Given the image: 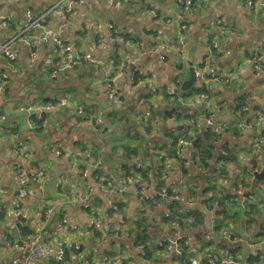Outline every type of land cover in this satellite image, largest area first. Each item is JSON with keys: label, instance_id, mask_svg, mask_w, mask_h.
Listing matches in <instances>:
<instances>
[{"label": "crops", "instance_id": "1", "mask_svg": "<svg viewBox=\"0 0 264 264\" xmlns=\"http://www.w3.org/2000/svg\"><path fill=\"white\" fill-rule=\"evenodd\" d=\"M75 1L69 16L63 20L55 15L42 29L41 25L31 27V21L57 0H0V16H5L7 24L0 26V46L15 38L10 46L13 60L0 56V207L3 209L0 264L16 256L7 240L19 238L23 234L21 229H29L54 246L61 241L71 247L78 244L91 253L97 264H107L105 254L121 251L122 245L135 256V264H153L136 258L134 235L126 234L122 238L107 235L110 230L115 234L123 227L120 226L123 216L110 211V202L125 204L123 210L128 214L124 217L130 222L142 209L143 193L153 198L160 188H165L183 197L188 195L187 190L180 188L188 178L180 171L178 159L167 157L171 152L168 148L173 151L175 147L171 137L187 130L173 117L187 110L180 106L178 98L170 106L176 98L166 96L164 88L177 79L180 88L189 77V67L207 56V41L214 35L218 52L213 71L220 76L230 75V80L209 83L208 105L195 94L197 84L183 98L192 103L196 115L212 109L217 119L230 129L216 141L205 143L211 146L210 169L197 168L193 163L191 172L197 176L200 196L206 179L222 165L220 153L225 149L236 156L233 164L226 165L228 176L236 175L240 182H248L244 185L247 204L243 207L236 201L238 221L228 229L233 238L226 240L223 231L220 232L214 242L215 253L220 256L236 253L240 260L237 264H247L248 255L264 249V180H255L256 173H264V123L259 128L247 121L243 132L233 124L241 119L242 110L237 106L246 101L254 111L257 109L256 115L264 109V76H254L250 63L251 54L261 55L264 65V0H194L189 13L182 12L179 0ZM45 31L58 33L79 54H91L99 62L68 66L50 40L40 41ZM180 36L186 45L185 66L178 62L174 50ZM31 49L35 52L32 63ZM132 72L136 73L134 81L130 80ZM108 85L124 101L123 109L109 99L112 92L107 91ZM45 103L55 107L43 112L38 120L37 113ZM153 107L157 110L154 116ZM171 109H175L172 115L175 128L167 125ZM249 116L251 120L254 117ZM147 123H153L154 127L150 135L143 136L145 141L139 142L135 135ZM198 124L200 134L206 132ZM256 138L261 140L260 155L253 149ZM124 143L140 149H126ZM182 152L187 160L194 154L191 146ZM23 153L28 154L27 159L21 158ZM156 153L165 155L162 187L156 179L147 182L131 177L121 179L126 170L129 174L133 172L131 166L138 161L149 166L147 157ZM20 167L32 171L40 168L42 175L36 180L20 182L17 178ZM244 168L252 170L247 178L242 174ZM95 171H99L101 179H97ZM101 182L111 188L110 193L101 189ZM240 182L236 189L229 187L228 178L219 184L225 185L234 196L243 186ZM161 202L155 203L147 213L157 225L167 212L166 204ZM253 202L259 215L255 220L246 213ZM16 204L19 207L14 212ZM196 206L208 211L199 204V199ZM46 211H49L47 215ZM214 219L213 213L206 212L205 228ZM93 220L98 221L95 232L100 234L96 237L86 230L65 233L66 226L84 228ZM160 231L162 237L158 242L168 245L160 251L161 260L157 264H178L170 250L173 233L164 226ZM200 232L189 234L191 254L201 251L196 240Z\"/></svg>", "mask_w": 264, "mask_h": 264}, {"label": "built area", "instance_id": "2", "mask_svg": "<svg viewBox=\"0 0 264 264\" xmlns=\"http://www.w3.org/2000/svg\"><path fill=\"white\" fill-rule=\"evenodd\" d=\"M65 1H67V4L63 5ZM193 1L194 0H179V4L181 6V10L183 13H189L191 11V7H192L191 4ZM74 4H76L75 0H61V1L57 0L55 5L51 6L49 9L44 11L40 16L32 20L30 26L33 27V26L41 25L40 27L42 28V25H45L48 19L55 15L59 16L61 19L64 20L67 16L70 15ZM248 4L250 5V3ZM151 14L154 16L153 11L151 12ZM6 25L7 24H6L5 16H0V26L5 27ZM62 26L63 25H61V28ZM108 28H109V36H111L110 33L112 27L109 25ZM181 28L183 30L185 29L184 26H182ZM14 40L15 38L12 39L11 41H7L6 43L0 46V56L4 55L8 57L10 60H13L14 57L10 52V46L12 45V42ZM49 40L53 43L54 47L57 48L59 53L63 55L64 59L66 60V64L68 66H76L80 64H95L99 62L98 59L94 58V56H92L91 54H82V55L79 54L78 51L74 50L69 44L65 43L61 38H59L58 33H51L45 31L43 35L40 37V41L47 42ZM117 40L122 41V38L118 37ZM185 46H186L185 42L180 36L178 41L174 45V50L176 52L178 62L182 63L184 66L186 65L184 64L186 59ZM257 46L260 47L261 45H257ZM206 50L208 52L207 56L202 61H200L199 63L195 64L192 67L194 69V76H195L197 88L199 90L200 89L202 90V93L199 94V100H201L203 103L208 105L211 96L208 90L209 83L213 81H218V82L223 81L227 83L230 80V75L220 76L213 71L216 52H218L217 36L214 35L213 37L208 39ZM251 56L252 57H250V63H251L253 75L262 78L264 76L263 58L261 55L251 54ZM34 60H35V52L33 49H31L29 61L30 63H32L34 62ZM135 76L136 73L132 72L130 74V80L134 81ZM50 77H53V71L50 73ZM179 84H180L179 80L178 79L175 80V82L172 83L171 86H167L164 88V94L171 98H178L181 107H184L189 111H192L191 108L192 103L184 101L182 100L181 97H179V93H178ZM113 90L115 89L111 85L107 86V91L112 92V94H108L109 99L111 100V102L113 101L114 105L117 108L123 109L125 107L123 106L124 101L120 99V96L117 93V91L115 90V92H113ZM54 107L55 106L51 103L42 104L40 107V111L37 113L36 118L38 120H41L42 113L50 111ZM147 109H149V107H147ZM206 112L201 115H196L199 116V118L196 119V124L200 122L204 131L210 132L212 135H214L217 138H221L226 133H229L230 127L225 123L220 122L217 119L216 114L212 109L208 111L206 110ZM173 119H179L181 121V124H183V127L187 129L188 136L193 137V131H192V128L194 126L193 119H180V115H175ZM247 121H252V123L259 128L262 127L264 123V109L262 110V112L254 116L252 120L250 119L248 112L245 114H241V119H237L236 123L233 124V127H235L239 132H243L247 127ZM145 126L141 127V132L143 135L147 134L144 129ZM192 141L193 138L191 139L180 138L177 140L175 145L177 157H179L180 159L185 158L184 155L182 154V149L183 148L188 149L191 146ZM260 142H261L260 138H256L253 141V149L256 155L261 154ZM27 157L28 154L25 153L21 154L22 159H27ZM189 164H190L189 161H184L183 162L184 168H187ZM96 165L97 163H94V166ZM134 165H135V169L137 170L143 168L144 166L142 161H138ZM251 171L252 170H249V172ZM41 175H42V170L40 168H37L32 171L20 167L17 170V178L19 179L20 182H25L28 180H36ZM97 179H101V177L97 176ZM100 187L107 193L111 192V188L105 186L102 182L100 184ZM246 189H247L246 187L240 186L235 192L236 195L235 200L236 201L238 200L243 207L245 204H247V198L245 197ZM143 195L145 196L144 200L152 199L146 197L144 193ZM153 198H158L164 203L178 202L186 205L187 207H194L197 204V200L193 201L191 199H186L182 195L179 196L177 194L170 195L167 193V190L165 188H160L159 192ZM18 207H19L18 204L14 206L15 208L14 212H16V209H18ZM110 211L113 212L117 211V208L113 200L110 202ZM2 212L3 209L0 207V213ZM45 213L47 215L49 211H46ZM164 216L167 217L168 212H166ZM216 219H218V217L215 218L213 221H211V225L209 226L208 232H210V230L213 228V224ZM97 224L98 221L93 220L89 225H87L84 228L66 226V228L64 227V229L66 234L80 230H86L91 233L95 231ZM170 228L174 232L172 234L173 240L170 242V250L172 251V253H174L175 260L177 261V263L180 264L179 260L183 256L181 247L190 248L191 236L179 233L178 225L174 222L170 224ZM222 234H223L222 237L226 240H231V238H233L231 232L228 229L227 231H223ZM210 235L211 234L205 233L206 241H210L209 238ZM7 243L17 254L16 256L12 257L8 262L4 264H41V263H47L51 259L55 263H59V264H97L94 260H89L83 257V253H79V258L77 259L72 258L70 260H66L65 249L61 243L54 246L52 242L46 241L44 239H40L35 234H25V235H21L17 239H8ZM158 245L162 246L161 241L158 242ZM72 248L75 251L82 250L81 246H79L78 244L72 245ZM136 253H137L136 258H141L145 260L147 257V251L143 244L136 245ZM252 255H256V252H254ZM208 256L209 255H207L206 257ZM202 258L203 257H199L198 259H195V257H189L188 262L189 264H203L201 260ZM125 260H127V264H135V256L131 253L128 247H125L124 253H119L115 255L114 258H108L107 264H125L124 262ZM206 264H237V262H235V260L232 259V257H227L225 255L219 261H215L211 258H208L206 260Z\"/></svg>", "mask_w": 264, "mask_h": 264}, {"label": "trees", "instance_id": "3", "mask_svg": "<svg viewBox=\"0 0 264 264\" xmlns=\"http://www.w3.org/2000/svg\"><path fill=\"white\" fill-rule=\"evenodd\" d=\"M193 6V5H192ZM187 92H191L190 89ZM184 94L183 97L187 96ZM202 93V90L198 89L195 94H200ZM182 100H184V98ZM179 101V99H178ZM185 101V100H184ZM177 102V98L174 100V102L170 105L173 106ZM238 110H242L241 114H245L248 112L249 115L255 116L257 109L252 108L251 104L248 102H245L242 105L237 106ZM180 109V107H178ZM187 110V109H186ZM199 116H196L194 111H189L183 115L180 114V119H193L194 121V126L192 128L193 131V137L188 136L187 130L182 132V134L178 133L177 135L171 137L172 138V143L174 146L176 145V142L180 138H188L191 139L193 138L192 144H191V149H193V157L191 160L187 159H180L179 157L176 156L175 152V147L172 151V148H168L171 152L167 154V157H173L174 159H178L179 161V168L180 171L184 174L185 179L188 178L185 183H182L180 185L181 189L187 190L188 195H186V199H191L193 201L199 199V204L201 206H204L208 211H205L203 209L196 207H187L184 204L178 203V202H169L165 203L168 216L163 217L160 220V224L157 225L155 222L151 221L149 218V215L147 214L148 211H151L156 204L155 203H162L160 199L158 198H152L148 200H143V205L142 209H139L138 215L135 217L136 219L131 220L130 222L124 217L128 214L126 210H123L125 204H123L121 201H119L117 204L115 203V206L117 208V211L120 214V217L123 216V219L120 222V226L123 225L121 231H117V233L114 234L113 231H109L107 235L112 238L113 235H115L118 238H122L123 235H129L130 237L134 235V238L132 240V245H138V244H143L146 248L147 251V257L145 261H150L152 263H158V261L161 260V255L160 251H163L167 248V242L163 243L161 242L162 246L158 245V240L161 236V227H167L168 231L172 234L174 233L171 228L170 224L171 223H176L178 225V232L181 234L189 235L193 231L201 230L199 236L196 237L197 244L201 248L202 252L198 254H191L190 253V248H185L181 247L182 250V258L179 260L180 264H189V257H195V259H198L199 257H203L202 263L206 264V260L208 258H211L215 261H219L222 259L224 256H220L215 253V240L216 236H219V233L222 231H227V229L231 228L234 224L237 223L238 221V214L239 210L236 206V195H231L227 187L225 185H220L219 181L220 180H225L226 178L229 179L231 184H229V187L232 189L237 188L238 183L240 182L238 177L236 175H233L231 177L228 176L229 170L227 169L226 165L229 163H234L236 161V156L233 155L231 152L228 150H223V152L220 153L219 159L222 160V165L219 169H214L213 175L209 176L206 179V185L204 189L201 191L200 196H198L197 191L199 188L198 182H197V176L193 175L191 172V168H193V163L194 166L197 168L201 169H210V160L212 158V152H211V146L205 145V143H210L216 141L218 138L212 135L210 132L206 131L202 134H200V126L198 127V123L196 124V119H198ZM153 123L151 124H146L145 126V132L150 135L151 130L153 128ZM234 134H238V132L233 131ZM137 140L139 142L145 141V138L143 137L144 135L141 132H137ZM171 143V144H172ZM155 150V149H151ZM183 154V152H182ZM197 157V161H196ZM150 160V165L149 166H143L141 169H136L135 170V165L133 164L131 167L133 169V172L129 174L128 170H126L125 174L121 175V179L126 180L128 177H131L132 179L139 180L141 182H147L150 179H156L158 181L159 187L163 186V178L162 174L163 171L166 169L164 165V159L165 155L161 154H154L152 156L147 157ZM193 159V160H192ZM184 161H189L190 164L187 168H184L183 162ZM199 164V167L197 166ZM247 168L242 169V174L247 178V176L250 175L249 170H246ZM95 175L101 176L99 171H95ZM247 175V176H246ZM211 177V180L209 178ZM236 179V180H235ZM248 182H240V185H247ZM235 188V189H236ZM230 191V190H229ZM168 194H177L181 196L177 191L173 192L168 190ZM200 197V198H198ZM114 201V200H113ZM254 202L247 208V214H251L253 220L259 217L257 214V209L254 208L253 206ZM206 212L213 213L215 218L218 217V219L215 220L213 224V228L208 232V229L205 228L204 226V217ZM254 222V221H253ZM127 227V229H125ZM128 231V233H127ZM22 235L25 234H33L29 229H21ZM94 234V236H98L100 233L99 232H91ZM205 233L211 234L209 236L210 241H206L205 238ZM264 233V232H263ZM133 237V236H132ZM64 249H65V257L66 260H70L72 258L77 259L79 258V253H83V257L92 260L93 257L90 252L88 251H83L84 249L81 247L82 250L80 251H75L71 246H68L70 244H66L63 241L60 242ZM163 243V244H162ZM182 246V244H181ZM125 252V246H121V251L115 253V252H107L105 254V259L108 258H114L115 255L119 253H124ZM209 255L208 257H206ZM227 257H232V259L236 261H240L236 257V253L233 254H228L226 255ZM51 262L47 264H59L55 263L52 259L50 260ZM125 264H127V260L124 261ZM245 262L247 264H264V249L261 251H258L256 255H248L246 257Z\"/></svg>", "mask_w": 264, "mask_h": 264}, {"label": "water", "instance_id": "4", "mask_svg": "<svg viewBox=\"0 0 264 264\" xmlns=\"http://www.w3.org/2000/svg\"><path fill=\"white\" fill-rule=\"evenodd\" d=\"M188 73H189L188 79L183 81L182 84L180 85L179 97H183L184 94H186L187 90L191 88V86L196 85V80H195V76H194V69L192 66L189 67ZM174 113H175V109H171L169 111V113L167 114L169 117L168 123H167L169 128H175V124H174L173 119H172V115ZM255 180H264V173L263 172L256 173ZM201 252H202V250L199 253H201Z\"/></svg>", "mask_w": 264, "mask_h": 264}, {"label": "rangeland", "instance_id": "5", "mask_svg": "<svg viewBox=\"0 0 264 264\" xmlns=\"http://www.w3.org/2000/svg\"><path fill=\"white\" fill-rule=\"evenodd\" d=\"M188 77V75L187 74H185V78H187ZM191 88H192V86H191ZM190 88V89H191ZM156 107H153L152 108V115L154 116V114L155 113H157V110L155 109ZM124 147L126 148V149H134V148H136V149H140V147L139 146H137V145H131V144H128V143H124ZM260 184L261 183H258V186H260Z\"/></svg>", "mask_w": 264, "mask_h": 264}]
</instances>
